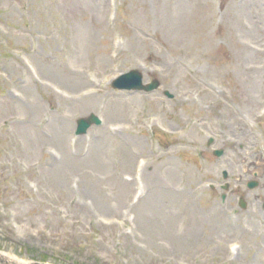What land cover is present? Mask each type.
Listing matches in <instances>:
<instances>
[{
    "label": "rangeland",
    "instance_id": "374dc122",
    "mask_svg": "<svg viewBox=\"0 0 264 264\" xmlns=\"http://www.w3.org/2000/svg\"><path fill=\"white\" fill-rule=\"evenodd\" d=\"M263 201L264 0H0V264H264Z\"/></svg>",
    "mask_w": 264,
    "mask_h": 264
},
{
    "label": "water",
    "instance_id": "95a60500",
    "mask_svg": "<svg viewBox=\"0 0 264 264\" xmlns=\"http://www.w3.org/2000/svg\"><path fill=\"white\" fill-rule=\"evenodd\" d=\"M115 87L118 88H124V89H136V88H140V76L134 72H130L124 76H122L119 79V82L114 84ZM153 85H150L148 88H152ZM91 121L95 120L93 118H89L86 121L80 120L78 122V129L80 130V132H84L85 129L90 125ZM253 185V184H251ZM32 264H39V263H32Z\"/></svg>",
    "mask_w": 264,
    "mask_h": 264
},
{
    "label": "bare ground",
    "instance_id": "6f19581e",
    "mask_svg": "<svg viewBox=\"0 0 264 264\" xmlns=\"http://www.w3.org/2000/svg\"><path fill=\"white\" fill-rule=\"evenodd\" d=\"M82 73V71H79V72H76L75 74H76V77H78V79H77V83H79V81H81V74ZM76 79V78H75ZM32 142H33V140H32ZM170 171H171V169H170ZM144 173H145V169H144Z\"/></svg>",
    "mask_w": 264,
    "mask_h": 264
}]
</instances>
